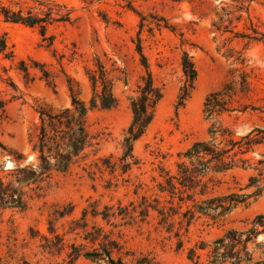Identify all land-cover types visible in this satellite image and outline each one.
Instances as JSON below:
<instances>
[{
  "label": "rangeland",
  "instance_id": "obj_1",
  "mask_svg": "<svg viewBox=\"0 0 264 264\" xmlns=\"http://www.w3.org/2000/svg\"><path fill=\"white\" fill-rule=\"evenodd\" d=\"M51 1L63 6L71 19L50 25L46 40L39 28L0 18V36H7L15 54L11 59L0 57V101L6 104L5 111L0 110V177L11 181V169L37 164L31 139L40 122V107L54 111L70 107L71 84L89 104L88 73L98 60L113 80L119 106L89 112V131L98 145L89 149L86 161L68 173H54L39 190H29L27 210L0 208V264H100L85 254L105 249L115 260L122 258L128 264H137L141 258L152 264H206L208 250H198L201 258L193 261L190 249L202 242L210 244L228 230H247L256 216L264 214V194L238 205L225 217L196 214L189 224L191 214L185 217L184 212L194 203L186 194L181 202L179 190L169 193L168 184L177 177L183 154L194 143L210 140L204 103L230 78L233 59L226 58L228 49L240 51L249 61L253 92L242 102L256 110L225 114L222 120L238 139L264 129V43L248 44L233 33L222 35L214 26L250 33L251 19L264 31V7L254 2L248 13L238 11L241 5L236 0ZM225 11L232 12V25ZM239 16L241 22L236 21ZM164 20L176 31L166 27ZM139 44L163 99L145 136L135 144L140 164L126 174L119 168L112 173L105 160L116 163L122 155L132 122L128 98L135 95L145 75ZM185 52L193 57L198 79L191 98L177 114V99L185 83L181 65ZM43 70L51 73L55 87L44 79ZM263 155L264 145H260L248 158L258 163ZM5 161L11 163L10 170L4 168ZM258 174L252 169L211 174L205 179L208 194L195 198L201 202L251 194L254 189L247 185ZM162 187L167 191L163 193ZM75 248L80 255L73 259Z\"/></svg>",
  "mask_w": 264,
  "mask_h": 264
},
{
  "label": "trees",
  "instance_id": "obj_2",
  "mask_svg": "<svg viewBox=\"0 0 264 264\" xmlns=\"http://www.w3.org/2000/svg\"><path fill=\"white\" fill-rule=\"evenodd\" d=\"M241 6L238 11L246 9L249 13L252 3L259 1L264 7V0H236ZM245 3H249L245 7ZM64 7L55 4L51 0H0V18L7 23L24 25L31 28H39L41 36L46 40L47 29L55 22L70 21V13L63 11ZM232 25L234 18L232 12L225 11ZM242 17L236 18L241 22ZM166 22V20H164ZM220 33H233L234 38L252 42L264 43V31L250 19L248 32H233L229 27L223 29L222 25H214ZM166 27L176 31L173 26ZM138 53L141 56L145 75L142 76L137 86L135 95L128 98L132 112V122L126 131L122 143V155L118 162L112 163L105 160L107 169L112 173L119 168L123 174L129 173L140 164L136 157L134 147L136 142L143 138L153 123L158 105L163 99L162 89L155 83L148 58L138 45ZM14 58V50L10 46L6 35L0 36V57ZM228 60L233 59L229 72V80L219 91L211 93L204 103L205 120L210 123L209 141L194 143L184 154V161L178 164L177 177L170 178L168 184L174 194L179 190L180 201H185L184 195L194 203L193 208L184 212L188 223L196 214H216L225 217L238 205L249 204V199H256L264 194V155L258 163H253L248 155L256 146L264 145V129L257 128L240 139L236 133L222 120L225 114L244 113L252 108L242 100L249 99L253 92V70L243 53L235 49H228ZM96 68L90 70L89 80L92 86V97L89 104L79 98L74 86L70 85L72 96L71 106L59 111L47 107H40L38 113L40 122L35 126L32 134V151L36 155V163L26 166H17L10 170L13 180L6 182L0 177V208L25 211L29 206V190L40 189L45 179L54 173H68L75 165L86 161L89 157V149L94 148L96 138L92 136L88 127V114L91 110H112L119 106V99L114 93L113 80L103 63L97 61ZM182 70L185 83L182 86L176 104V113L184 108L191 98L198 79V70L193 57L185 52L182 57ZM24 71H28L24 69ZM43 77L49 86L55 87L51 73L43 70ZM6 104L0 101V110L5 111ZM252 110H256L252 108ZM257 133V134H254ZM21 156L16 158L19 161ZM235 169L255 170L258 176H252L247 189H254L251 194H232L221 198H211L197 202L195 196L208 194V183L205 179L211 174H226ZM176 180L177 184L172 182ZM179 185V188H178ZM163 193L166 188L162 187ZM182 208V206H180ZM160 215L165 216L163 210ZM264 214L256 216L245 231L231 229L210 244L202 242L200 246L189 251L190 260H200L198 250H208L206 264H264ZM183 240L179 232V248L183 247ZM104 253H86L85 257L100 264H128L122 258L114 259L112 252L105 249ZM80 254L74 249L73 259ZM137 264H152L148 258H141Z\"/></svg>",
  "mask_w": 264,
  "mask_h": 264
},
{
  "label": "water",
  "instance_id": "obj_3",
  "mask_svg": "<svg viewBox=\"0 0 264 264\" xmlns=\"http://www.w3.org/2000/svg\"><path fill=\"white\" fill-rule=\"evenodd\" d=\"M11 167H12L11 163H10L9 161H5V163H4V168H5L6 170H10Z\"/></svg>",
  "mask_w": 264,
  "mask_h": 264
}]
</instances>
